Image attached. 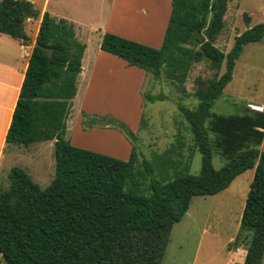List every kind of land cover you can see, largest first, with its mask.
I'll list each match as a JSON object with an SVG mask.
<instances>
[{
    "label": "trees",
    "instance_id": "obj_1",
    "mask_svg": "<svg viewBox=\"0 0 264 264\" xmlns=\"http://www.w3.org/2000/svg\"><path fill=\"white\" fill-rule=\"evenodd\" d=\"M230 1L172 0L161 48L109 32L102 36V51L146 73H164L185 96L198 101L195 109L180 105L179 111L202 155L199 175L188 173L190 154L182 173L171 178L167 168L169 173L161 171L158 178L149 160L143 161L144 170L136 169V150L125 161L76 147L65 138L85 45L67 20L42 13L29 0H0V33L28 46L27 23L41 19L36 44L54 50L49 59L45 51L33 47L6 143L28 147L55 141V178L49 187L41 189L25 170L14 167L8 174L9 187L0 189V264H161L172 227L184 218L192 199L216 195L252 169L255 176L241 217V227L251 237L244 264H261L264 112L247 108L242 115L224 116L211 111L231 82L244 46L264 39L261 23L237 36L228 53L216 46ZM244 18L248 23L249 16ZM201 61L216 69L224 64L225 72L187 93L189 72ZM144 99L162 97L144 94ZM108 120L128 139H136L125 123ZM175 147L186 148L182 136ZM213 147L226 161L219 170L212 163ZM159 155L154 156L157 165ZM184 161L172 160L169 168L178 170ZM147 176L149 186L141 188Z\"/></svg>",
    "mask_w": 264,
    "mask_h": 264
},
{
    "label": "rangeland",
    "instance_id": "obj_2",
    "mask_svg": "<svg viewBox=\"0 0 264 264\" xmlns=\"http://www.w3.org/2000/svg\"><path fill=\"white\" fill-rule=\"evenodd\" d=\"M63 1L67 3L66 10L79 13L87 25L95 23L97 30H103L92 34L88 27H75L77 38L87 44L86 56L90 60L87 62H93L90 72H85L88 77L83 86L82 76L79 77V90L67 119L65 138L76 147L121 160H127L129 153L136 150L139 154L136 169L144 170L143 161L149 160L154 163L158 178L161 171L170 172L171 178L182 173L192 154L187 170L190 175H199L202 155L196 150L189 124L179 111L180 105L195 109L198 101L193 96H185L164 73L157 76L127 67L124 61L100 49L106 28L124 38L161 48L171 2L168 6L165 3L152 5L151 16H147L143 0H125L124 4L117 2V5L115 0H52V4ZM41 5L36 3L37 7ZM245 14L250 18L248 23ZM261 23H264V0H231L215 44L228 53L237 36ZM36 24L27 23V32L32 38L36 34ZM2 72L0 68V79ZM224 72V64L216 69L208 61L197 62L189 72L185 89L193 94L199 86H206ZM144 94L162 99L148 101ZM249 103L259 106L264 103V39L244 46L235 63L231 82L211 111L224 116L242 115L250 109ZM108 118L115 120V124L117 121L125 123L136 134V139H128L119 128L111 127V122L106 121ZM181 136L186 148L176 150L175 144ZM211 139L213 142L214 135ZM261 150L264 151V144ZM29 151L28 155L18 154L15 167L29 171L33 181L46 189L55 178L54 142H37ZM212 151L213 166L219 170L226 161L215 147ZM157 154H162L158 165L154 160ZM178 159L185 160L178 170L173 166L169 168L172 160ZM254 176L255 170H249L216 195L194 197L184 218L172 227L161 264H244L251 237L242 230L241 217ZM7 178L0 189L9 187ZM149 181L147 176L141 188L149 186ZM237 237L240 238L238 243ZM261 264H264V256Z\"/></svg>",
    "mask_w": 264,
    "mask_h": 264
},
{
    "label": "crops",
    "instance_id": "obj_3",
    "mask_svg": "<svg viewBox=\"0 0 264 264\" xmlns=\"http://www.w3.org/2000/svg\"><path fill=\"white\" fill-rule=\"evenodd\" d=\"M29 1L33 2L35 4V6H36L37 2H40L42 4L41 7H37V6L36 7L39 8L42 13L48 12L52 17H54L56 19L67 20L68 22H70L74 25V28L77 26H80L79 28H81V29L88 27L87 29H89L90 33H92V34L98 33V31L100 32L102 30V29L97 30V28H96L97 26L95 27V23H94V25L92 24V26L87 25L79 13H75V12L73 13V11L71 12L70 10H66L65 5H67V3L64 1L60 2V3L56 2V4H52V0H29ZM143 1H144L143 4L147 6V8H144L147 11L145 13V15H147V16L148 15L151 16V10L153 9L152 5H154V4L165 3L168 6L171 2V8H172V0H143ZM117 2L120 4H124L125 0H120V1L115 0V5H117ZM135 8L137 10L140 8V6L135 7ZM170 14H171V10H170ZM28 22H29V24L32 22H33V24L37 23L36 24L37 25L36 26L37 27L36 34L33 38L31 37L30 45H28V46L23 45L20 40H17V39H15L9 35L0 33V68L3 71L2 72L3 75L0 79V88H1L0 89V93H1L0 94V186L3 184V182H5V178L8 177L10 170L16 166L15 164H16V158H17L18 154L23 153V154L28 155V153H30L29 150H31L34 147V145L37 144V143H34V144H31L30 146L26 147V146H16V145H11V144L6 143V134H7V131L9 129V126L11 123L12 115H13L14 109L16 107V103H17V100H18V97L20 94L22 83L24 81L25 72H26L27 67H28L29 58L31 56L33 47L36 44V36H37L38 31H39L41 19H39L37 21L36 20H29ZM105 30L106 31H104V33L109 32L107 28ZM75 33H76V29H75ZM109 33H111V32H109ZM113 34H115V33H113ZM116 35H118V34H116ZM76 38H77V35H76ZM77 40L79 42H81L78 38H77ZM137 41L139 42V40H137ZM83 42L84 41H82L81 43L85 45V51H84L83 58H82V72L80 74L82 76V86L84 85V83L87 82V77H88L87 74H88V72H90L91 62H93V61H91L90 63L87 62L89 60L88 57L86 56L87 44H85V42L84 43ZM148 42H151V41H148ZM140 43H144V42L140 41ZM101 52L106 53L102 50H101ZM106 54H109V53H106ZM109 55H111V54H109ZM112 56H114V55H112ZM126 66L131 67L127 63H126ZM135 68H137V67H135ZM86 70H88L87 73H85ZM78 80H79V78H78ZM77 85H78V82H77ZM77 87L79 90V86H77ZM77 94H78V91H77ZM253 103H249V104H253ZM260 106L264 107V103L260 104ZM83 109H85V108H83ZM53 142L55 145V141H53ZM263 144H264V140H263V143L261 145V148H262ZM129 154H131V153H129ZM23 156H25V155H23ZM128 156H129L128 157V159H129L130 155H128ZM127 160H125V161H127ZM23 166H25V165H23ZM27 172L29 173L30 176H32L29 171H27Z\"/></svg>",
    "mask_w": 264,
    "mask_h": 264
},
{
    "label": "water",
    "instance_id": "obj_4",
    "mask_svg": "<svg viewBox=\"0 0 264 264\" xmlns=\"http://www.w3.org/2000/svg\"><path fill=\"white\" fill-rule=\"evenodd\" d=\"M37 47L41 48L43 51H45L48 55L49 59H52L54 50L52 48L41 46L40 44H35ZM243 230V229H242Z\"/></svg>",
    "mask_w": 264,
    "mask_h": 264
},
{
    "label": "built area",
    "instance_id": "obj_5",
    "mask_svg": "<svg viewBox=\"0 0 264 264\" xmlns=\"http://www.w3.org/2000/svg\"><path fill=\"white\" fill-rule=\"evenodd\" d=\"M248 107H249L251 110H254V111L264 112V107H261V106L255 105V104H248ZM259 109H260V110H259ZM261 109H263V110H261Z\"/></svg>",
    "mask_w": 264,
    "mask_h": 264
},
{
    "label": "bare ground",
    "instance_id": "obj_6",
    "mask_svg": "<svg viewBox=\"0 0 264 264\" xmlns=\"http://www.w3.org/2000/svg\"><path fill=\"white\" fill-rule=\"evenodd\" d=\"M260 110V109H259ZM261 110H263V109H261Z\"/></svg>",
    "mask_w": 264,
    "mask_h": 264
}]
</instances>
